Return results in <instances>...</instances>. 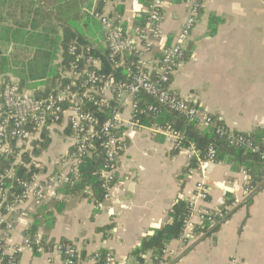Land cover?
I'll list each match as a JSON object with an SVG mask.
<instances>
[{
  "label": "crops",
  "instance_id": "obj_1",
  "mask_svg": "<svg viewBox=\"0 0 264 264\" xmlns=\"http://www.w3.org/2000/svg\"><path fill=\"white\" fill-rule=\"evenodd\" d=\"M101 2L103 13L120 17L129 35L137 36L148 0H0V79L22 83L25 90L38 80L49 81L44 67L60 70L66 29L88 45L106 48L105 33L91 16ZM188 16L186 0L165 1L155 55L175 42ZM212 17L220 20L213 33ZM187 51L190 57L173 75L170 90L231 132H264V0H205ZM130 116L125 110L109 199L97 207L92 199L68 198L54 212L51 229L42 220L37 237L71 242L80 254L77 264H89L103 251L113 253L116 264H134L130 256L142 241L169 223V210L179 200L196 201L197 184L204 182L208 201L197 200V209L231 205L229 218L210 235L190 231L173 241L166 252L169 264H264V172L248 203L251 178L243 168L227 160L207 164L203 175L199 168L185 175L194 155L175 152V139L149 124L132 127ZM47 138L49 147L36 159L41 175L56 170L71 148L67 133L55 130ZM63 198L60 192L58 199ZM44 205L25 206L28 218L10 235L7 255L19 250L17 264L63 262L53 248L40 253L23 246L33 216ZM145 264H152L149 257Z\"/></svg>",
  "mask_w": 264,
  "mask_h": 264
},
{
  "label": "built area",
  "instance_id": "obj_2",
  "mask_svg": "<svg viewBox=\"0 0 264 264\" xmlns=\"http://www.w3.org/2000/svg\"><path fill=\"white\" fill-rule=\"evenodd\" d=\"M166 0H149L146 8L147 24L145 28L139 29L136 37H131L125 32L121 18H113L103 12H92V17L98 21L106 36V44L112 56L117 57L125 53H137L136 71L128 69L131 82H116L112 76L103 77L88 69L80 70L78 65H73L71 70L63 76L73 82L80 81L84 76L88 79L85 84V91L80 94L72 89L74 83L65 87L58 86L56 90L46 97H37L34 93L25 90L17 82L0 79V156H14L16 165L24 164L22 156L26 151L31 150V143L41 140L46 133L49 135L57 130L62 134H68L71 148L74 152L61 160L58 168L46 175L38 174L29 182L23 184L24 192L21 196H11L9 200V187L4 184V177L13 176L12 169L6 170L0 177V253L7 255V242L10 235L16 230L22 218H28L27 205L40 207L57 197L58 191L71 182V176L77 175L83 159L92 154L97 148V141H101V147L106 153L108 165L101 171L103 188L107 191L105 200L110 197L111 183L117 169L119 153L122 151V138L120 130L124 126L123 114L125 110L131 111V126L142 127L143 125L135 118L137 112L136 98L141 93H146L158 99L161 104L186 114L192 120L203 125H212L213 119L195 107L187 106L180 97L171 95L169 90L162 85L168 84L171 77L183 64L184 53L191 38L193 29L197 23V17L203 7L205 0H186L189 6V16L182 25L175 42L170 45H163L159 55L154 54V46L161 39L158 25L162 19L163 7ZM164 41H166L164 39ZM71 53L77 52V46L70 48ZM80 58V57H78ZM124 63V60H121ZM122 63L117 64L121 66ZM88 65L99 70L100 62L94 58L88 59ZM157 73V80H152L151 73ZM84 99L95 100V105L109 108L113 102L117 104L112 111V116L105 122L100 132L95 129L97 118L85 112ZM153 113L155 108L149 107ZM222 135H228L231 145L245 148L259 156L264 164V139L255 143L246 138L243 134L235 135L228 128L222 129ZM171 135L175 142L177 133L164 132ZM103 140V142H102ZM193 155L196 153L190 151ZM63 163V164H62ZM207 164H216L214 152H210L209 160L200 161L199 169L204 174ZM64 165V168H63ZM246 174V173H245ZM246 192L251 193L249 187ZM197 200L207 202L209 191L204 182H199L196 187ZM197 200L189 201L190 215L185 224L184 233L194 231L197 225H203L206 221L213 222V217L224 218L229 216L231 205L224 210H211L209 208L197 209ZM48 241L42 238H35L34 242L25 238L23 246L30 250L43 253L45 244ZM52 248L63 256L62 264H77L80 258L78 249L71 244L54 242ZM13 254L8 264H16ZM167 249L163 259L158 264H169ZM98 252L89 259V264H116L113 253L107 252L104 258Z\"/></svg>",
  "mask_w": 264,
  "mask_h": 264
},
{
  "label": "trees",
  "instance_id": "obj_3",
  "mask_svg": "<svg viewBox=\"0 0 264 264\" xmlns=\"http://www.w3.org/2000/svg\"><path fill=\"white\" fill-rule=\"evenodd\" d=\"M149 5V0L147 7ZM104 3L101 2L97 8L99 12H102V7ZM146 7V8H147ZM92 16V14H91ZM112 17V16H111ZM148 14L145 12L142 14V19L140 22V28H145L147 24ZM220 23L215 17L210 19L209 28L211 33L216 30V26ZM99 30V27H97ZM125 29V28H124ZM125 32L129 35L128 31ZM107 45V44H106ZM63 50L62 64L59 67L60 70L55 69L52 65L44 67L46 73H48L47 78L49 81L44 82L43 80H38L34 82L31 87H27L28 90L33 91L34 95L37 97H46L47 95L53 93L58 86L62 88L67 85H72L74 91L83 94L85 87L83 86L88 79L84 76L80 81L73 82L69 78H65L63 74L71 70L73 65H78L80 70L88 69L97 73L100 76L108 77L112 76L116 82H131V77L129 78L128 69L136 71V60L137 57L135 52L125 53L124 55H119L117 57L112 56L111 51L102 47H93L86 44L80 34H75L66 29L64 33V39L61 43ZM77 46V52L71 53L70 48ZM188 51L184 53V60H187L190 56ZM80 57V58H78ZM94 58L100 62L99 70L88 65V59ZM124 60V63L121 60ZM122 63L121 66L117 64ZM45 72V71H44ZM152 80H157V73L153 71L151 73ZM45 76V75H44ZM25 81L23 80V83ZM171 80L168 84L162 85L164 89L169 90L171 95L177 96L170 90ZM46 83H49L47 86ZM25 88L24 84L20 85ZM39 87H42L40 89ZM184 101V100H183ZM187 106L195 107L199 111L200 108L197 104L184 101ZM83 110L92 114L97 118V124L95 129L100 132L101 128L105 122L112 116V111L116 108L117 104L113 102V105L109 108L100 107L95 105V100L89 101V99H84ZM136 108L137 112L135 118L141 122L142 125L149 124L155 127L161 133L164 132H175L177 133V141L175 142V152H180L182 150L194 151L196 154L192 157L190 166L187 169L185 175H189L192 171L196 170L200 166V161L209 160L210 152H214V159L216 163H222L227 160H232L235 164L243 168L251 178V182L247 185L251 189V196L248 199V203L252 201L254 195L257 191L255 189L258 177H261L264 172V164L260 161L259 156L252 151L246 150L245 148H239L230 144L228 135H222L220 130L226 128L223 121L219 118L209 115L213 119L212 125H203L201 128L196 120H192L183 112L170 108L168 105L161 104L157 98L149 96L146 93H141L136 98ZM149 107H153L156 111L153 113L149 110ZM202 112V111H201ZM227 129V128H226ZM239 135L242 133H236ZM45 133L41 140L34 141L31 143V150L26 151L23 154L22 160L24 164L29 165L25 167L24 165H16L14 156H0V177L4 175L6 170L12 169L14 171L13 176L4 177L3 181L6 187H9L8 192L9 200L11 196H21L24 192L23 184L29 182L34 176L40 173V168L37 165L36 159L45 151L49 145L50 140L47 138ZM246 138L251 139L255 143H260L264 139V132L258 131L254 134H243ZM103 142V140H102ZM96 150L86 156L83 159L82 164L79 167L77 175L71 176V182L67 184L62 190L58 191L57 197L50 200V203L44 205L39 214L33 216L34 222L26 232L25 238L34 242L37 237L39 228L41 227L43 221L46 223L47 229H51L54 223V212L61 211L65 205L68 198H81V199H92L95 206L99 207L105 201V195L107 191L103 188V182L101 179V171L108 165L106 158V153L101 147V141H97ZM74 152V149H70V155ZM120 154V153H119ZM115 183V176L111 183V186ZM63 193L64 198L58 199L59 194ZM43 206V205H42ZM226 206L221 208L224 210ZM190 215L189 212V201L179 200L173 205L169 210L168 217L169 223L166 224L162 229L154 232L152 236L145 238L142 244L137 248L130 258L134 261V264H145L146 257H149L152 264H158L164 257V252L167 247L175 240L181 239L184 233L185 224ZM229 216L220 218L214 216L213 222H205L203 225H197L194 229L195 233H206L207 235L217 232L220 226L225 222ZM43 220V221H42ZM214 228V229H212ZM109 228H104L106 231ZM48 236L40 237L44 241H48L45 244V249L52 248L55 241L47 238ZM63 244H71L69 241H59ZM35 247V251H36ZM108 251L99 252L104 258ZM15 263H18L17 256L14 257ZM11 261V257L0 253V264H8ZM99 261L98 264H101Z\"/></svg>",
  "mask_w": 264,
  "mask_h": 264
},
{
  "label": "rangeland",
  "instance_id": "obj_4",
  "mask_svg": "<svg viewBox=\"0 0 264 264\" xmlns=\"http://www.w3.org/2000/svg\"><path fill=\"white\" fill-rule=\"evenodd\" d=\"M47 86V83L45 84ZM204 113V112H203ZM200 127L202 128L203 127V124L201 123Z\"/></svg>",
  "mask_w": 264,
  "mask_h": 264
}]
</instances>
